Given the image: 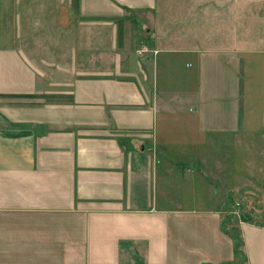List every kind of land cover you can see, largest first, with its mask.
<instances>
[{
  "label": "crops",
  "instance_id": "0c3cea01",
  "mask_svg": "<svg viewBox=\"0 0 264 264\" xmlns=\"http://www.w3.org/2000/svg\"><path fill=\"white\" fill-rule=\"evenodd\" d=\"M212 2L228 43L168 47L157 0H0V264L234 259L225 197L264 182V0ZM238 225L264 264V225Z\"/></svg>",
  "mask_w": 264,
  "mask_h": 264
},
{
  "label": "rangeland",
  "instance_id": "374dc122",
  "mask_svg": "<svg viewBox=\"0 0 264 264\" xmlns=\"http://www.w3.org/2000/svg\"><path fill=\"white\" fill-rule=\"evenodd\" d=\"M212 4V0H157V10L154 12L153 18L150 14H147L145 16H147V18L155 19V22L159 24L167 26L166 29L172 28V30L168 32L167 40H165L162 44L168 47H176L178 45L184 44L198 46L211 45L212 42L210 41V39L218 40L217 42L224 41L225 43H228L229 37L227 36L225 38L226 33L221 32L216 33L215 35V32L211 30L213 25H215V21H217V16L214 10L212 9ZM163 8H166L168 12L166 11L165 13H163ZM250 9L251 12L249 14V22L248 24H246V20L245 24L246 27H250L249 29H251V27L253 26V29L249 31V33L251 35L250 45L254 46L259 45L257 39L262 32L257 30L258 24H256V21L252 19L255 17L253 12H256L257 14L258 10L255 6H251ZM236 15H238L239 18L241 17L240 14H237V11L235 9V12L232 13L230 19L231 21L233 20L232 25L235 28H239L237 30V33L240 35L241 27L240 25H238L239 20H237ZM139 16L144 17V14L140 13ZM245 18L247 17H244V19ZM173 21L177 22L176 26H173ZM199 22L201 24L200 26ZM223 23L225 24V22ZM233 33L234 35H230V41H233L235 35L237 34L235 31H233L232 34ZM238 39H240L239 36ZM241 39H246V37H243ZM249 147L251 171L255 168V165L263 164L264 141L259 137L255 139H250ZM262 167H257L256 169L260 172H264V166ZM252 172L255 173L254 171ZM258 180L259 176H251V181L249 185L250 190L248 193H244L243 196L229 194L225 197V219L226 216L231 215L232 221L234 223H237L238 215H240L241 209H243L251 217L252 221L264 222V182L262 183ZM246 264H248V258Z\"/></svg>",
  "mask_w": 264,
  "mask_h": 264
},
{
  "label": "trees",
  "instance_id": "16d2710c",
  "mask_svg": "<svg viewBox=\"0 0 264 264\" xmlns=\"http://www.w3.org/2000/svg\"><path fill=\"white\" fill-rule=\"evenodd\" d=\"M112 19L116 20L118 34L122 33L123 22L120 17L113 16ZM239 221H249L254 222L251 220V217L247 214V212L241 209L240 215H238L237 223H234L230 216H226V219H223L222 222V229L223 231L232 239L233 241V253L234 259L230 262L222 263V264H246L247 257L246 252L244 249V239L241 234L240 227L238 225ZM258 225H264V222H254Z\"/></svg>",
  "mask_w": 264,
  "mask_h": 264
}]
</instances>
